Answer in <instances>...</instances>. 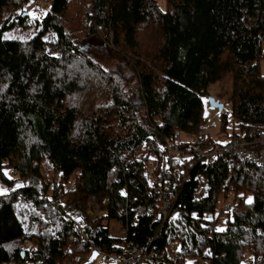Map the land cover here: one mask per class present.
Masks as SVG:
<instances>
[{
    "label": "trees",
    "instance_id": "trees-1",
    "mask_svg": "<svg viewBox=\"0 0 264 264\" xmlns=\"http://www.w3.org/2000/svg\"><path fill=\"white\" fill-rule=\"evenodd\" d=\"M28 1L0 0V264H81L93 247L148 253L145 264H264L263 168L243 164L227 183L222 161L197 166L163 226L147 177L166 142L199 133L208 88L228 76L241 133L264 129V0H166L165 10L158 0H50L34 36L7 40L27 22L17 12ZM70 23L88 33L80 39ZM99 33L108 46L113 35L110 69L84 49ZM197 176L207 187L199 200ZM229 194L226 226L211 235ZM91 196L102 210L88 209ZM110 221L126 235L113 236Z\"/></svg>",
    "mask_w": 264,
    "mask_h": 264
},
{
    "label": "built area",
    "instance_id": "built-area-1",
    "mask_svg": "<svg viewBox=\"0 0 264 264\" xmlns=\"http://www.w3.org/2000/svg\"><path fill=\"white\" fill-rule=\"evenodd\" d=\"M112 33L109 34V46L114 47L112 42ZM227 128V127H226ZM218 130L216 125L206 127L204 124L198 134H178L172 140L166 142L158 153V159L152 161L148 167L147 177L151 183L150 195L156 197L159 203L157 219H162L166 222L170 218H176L179 215V210L176 208L180 190L191 180V173L197 166L211 167L219 160L226 164L231 172L227 183L234 176V172L243 164H249L264 169V129L259 130L255 135L247 136L246 133H238L235 136L234 131L223 129L222 133L227 137L225 140L215 139L213 133ZM8 175V178H11ZM197 182L198 188L195 194V199L199 200L206 192V185L201 182L200 177L194 179ZM227 185V184H226ZM74 189V184L69 187ZM48 190L46 196L51 194ZM87 207L90 210L98 212L102 210V202L99 197L91 196L86 199ZM232 208L226 204L222 210L228 212ZM91 224V222H89ZM123 237L128 232V227L119 224ZM136 222L132 223L135 226ZM216 223L210 224L209 233L212 235L217 229ZM74 228L77 231L80 239H86V228L79 223L74 222ZM120 235V234H119ZM101 255L106 256L111 262L119 264H145V259L149 258V254L137 253L131 257L123 255H113L98 250ZM176 243L169 246V257L175 259Z\"/></svg>",
    "mask_w": 264,
    "mask_h": 264
},
{
    "label": "rangeland",
    "instance_id": "rangeland-1",
    "mask_svg": "<svg viewBox=\"0 0 264 264\" xmlns=\"http://www.w3.org/2000/svg\"><path fill=\"white\" fill-rule=\"evenodd\" d=\"M161 8L163 10L166 9L167 1L166 0H158ZM50 9V0H29L27 5L24 7V9H20L17 13H20L21 11L25 12L27 14L26 16H29L27 22L25 23L24 27L17 25L11 30L7 31L5 34V38L7 40H26L35 34V29L33 28V22L35 20H38L42 17H44L47 12ZM69 29H74L78 37L80 39L82 37H85L86 33H88V30H84L83 27H78L75 23L69 24ZM84 49L85 52L92 57L96 62L99 63L104 69H110L114 67L117 64V57L113 50L105 44L104 42V34L99 33L98 35L90 36L85 45ZM263 53H264V43H263ZM260 67L262 74L264 75V56L260 60ZM231 92H232V77L228 76L222 81L212 84L208 88V94L203 98V115L205 120L206 127H211L213 125H216L218 127V130L213 133V136L215 139L218 140H225L227 137L222 133V113L216 108H213L211 105L210 99H214L216 101H219L220 104L224 106V113L227 114V131H234L235 133H241L239 122L235 120L231 113ZM153 158H155V155H153ZM151 157V160H153ZM148 167L152 164L151 161L148 163ZM23 182H20L17 184L21 185ZM0 190H3L4 193L8 191V187L4 185L2 182H0ZM231 205L234 204V196L232 194L229 195H221L218 198L215 216L216 219H219L217 222V228L223 229L226 226L227 220H228V213L225 211L222 213L223 208L225 205ZM87 214H91V212L88 210ZM92 215V214H91ZM95 217V216H94ZM105 225L110 226V232L113 236H121L122 229L120 225L116 221H110L109 223L104 222ZM120 234V235H119ZM251 255L250 251L246 253V258H248ZM94 260V261H93ZM192 262V261H190ZM81 264H118L111 261H108V259L101 255L97 251H92L88 255H84L81 257ZM198 264H202V260L198 259ZM70 264H76L75 262Z\"/></svg>",
    "mask_w": 264,
    "mask_h": 264
},
{
    "label": "water",
    "instance_id": "water-1",
    "mask_svg": "<svg viewBox=\"0 0 264 264\" xmlns=\"http://www.w3.org/2000/svg\"><path fill=\"white\" fill-rule=\"evenodd\" d=\"M26 15L27 14H25V16ZM210 101H211V105H212L213 108L218 109L220 112H222L224 110V106L222 104H220L219 101H216L214 99H210Z\"/></svg>",
    "mask_w": 264,
    "mask_h": 264
},
{
    "label": "snow or ice",
    "instance_id": "snow-or-ice-1",
    "mask_svg": "<svg viewBox=\"0 0 264 264\" xmlns=\"http://www.w3.org/2000/svg\"><path fill=\"white\" fill-rule=\"evenodd\" d=\"M3 194H4V191L3 190H0V195H3ZM248 202L251 203L252 202L251 199H249ZM218 231H222V229H218Z\"/></svg>",
    "mask_w": 264,
    "mask_h": 264
}]
</instances>
